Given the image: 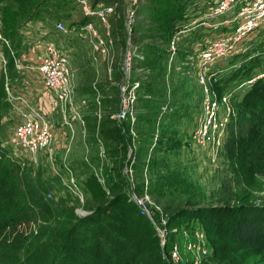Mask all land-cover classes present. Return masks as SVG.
Listing matches in <instances>:
<instances>
[{
	"label": "trees",
	"instance_id": "1",
	"mask_svg": "<svg viewBox=\"0 0 264 264\" xmlns=\"http://www.w3.org/2000/svg\"><path fill=\"white\" fill-rule=\"evenodd\" d=\"M50 1L0 0L4 34L14 36L21 22L39 18L42 12L48 13ZM154 1L162 8L156 11L150 8L153 6L149 0H142L138 13L147 22H154L155 35L151 28L139 22L135 36L143 53L137 66L157 72L156 80L145 82L150 94V97L145 96L146 118L154 127L144 129L133 138L124 132L122 124L111 118L112 112L104 108L106 113L100 133L106 158L94 154L93 163H90L93 165L81 163L84 170L80 173L86 174L84 180L79 178V172L73 175L75 182H79L89 214L74 215L73 211L82 202L73 191L70 178H64L65 169L42 178L32 173L30 162L22 165L10 153L3 139V118L10 104L0 83L3 91L2 94L0 90V264H168L163 258L161 239L154 222L127 196V192L129 195L133 191L139 196L149 195L148 206L153 216L158 221L163 217L170 230L181 227L184 222L189 224L193 219H200L207 227L213 226L218 238L220 230L227 228L232 247L264 250V205L246 202L250 198L249 189L256 186L254 177L264 176V77L246 90L238 101L239 110H234L231 116L226 141L217 151L216 161L224 167L220 179L223 191L234 194L239 202L206 204L209 199L207 187L193 170L190 171L194 166L192 158L181 157L188 147L195 154L192 133L187 141L177 138L175 128L182 114L178 110L164 109L165 105L176 104L171 102L172 94L168 93L164 78L167 50L164 43L180 30L178 22L184 18L192 0ZM71 3L72 0H65L64 6ZM87 20L84 17L80 23ZM152 37L162 43L143 47ZM13 38L17 40L18 37ZM260 66L259 61L245 64L239 72L223 79L219 92L234 80L240 83L250 78ZM103 102L108 107L109 103H115L107 98ZM126 167L132 173H125ZM94 168L104 173L105 182L101 186ZM53 191L56 194L48 198L47 193ZM107 193L112 195L110 200L106 198ZM224 198L221 195V199Z\"/></svg>",
	"mask_w": 264,
	"mask_h": 264
},
{
	"label": "rangeland",
	"instance_id": "2",
	"mask_svg": "<svg viewBox=\"0 0 264 264\" xmlns=\"http://www.w3.org/2000/svg\"><path fill=\"white\" fill-rule=\"evenodd\" d=\"M141 1L139 0L138 8H140ZM149 1L148 3L153 6L150 7L151 9L154 8L157 11L162 8L154 0ZM208 1L192 0L186 7L184 18L178 22L181 25L180 29H184V32L179 34V30L175 31L171 40L164 43L167 49L163 64L164 78L167 82L168 93L172 94L171 102L176 103L175 105L172 103L170 105L174 110H178L182 114V117L179 118L176 124L175 129L178 130L176 137L182 138L185 141L189 140L193 129L200 120L205 98L204 94L207 91V83L205 85V81H201L197 77V70L192 65V62L195 60L192 46L193 42L198 39V36H202L201 27L192 26L191 23L194 18L202 15ZM64 2L65 0H51L48 5V13L42 12L41 17H33L27 21L24 20L16 27L14 36L18 38L15 40L13 35L8 36L11 41L9 39L10 47L5 48L7 65L6 69L1 71L0 74L7 98L8 95L5 89L7 82L13 83L18 77L16 58L19 57V50L21 48L20 39L22 40L23 36L34 38L40 36L50 37L56 40L69 54L73 84V104L70 110L75 109L72 112L68 110L67 113L70 114L71 112L72 115L81 117V120H75L72 127H66L60 124L63 120L62 113L54 111L51 118L52 127L55 132L54 138L49 146L39 150L31 158H27L25 163L30 162L28 165H32V173L42 178L49 177L53 173L56 174L57 171L61 172V170L65 169L66 173L63 176L65 179L70 178L71 182V177L75 176V173L77 175L78 172L79 178L84 180L86 174H81L82 170H84L82 164L90 165V163H93L92 156L94 154H98L102 159L106 158L104 157L105 144L100 133L101 121L106 113L104 108H108L112 112L111 118L116 119L119 124H122L124 132L133 138H137L139 132H142L144 129L154 127L148 123L146 118L147 101L145 96L149 92L146 91L147 85L145 86V82L156 80L157 72L155 73L149 67L137 66L138 60H136L131 75L127 76L124 74L121 62L126 36L122 3L118 5L116 14L110 17L108 27L104 26L99 18H93L98 34L101 37L107 36V41L113 39V44H109L108 48L110 49L108 53L103 55L100 52L97 53L94 50V45L90 43L88 38H84L80 34V21L85 16L83 7L75 2H72L71 5L68 4L69 7L64 6ZM2 14L3 10L0 9V24L3 30L1 22ZM139 14L137 9L136 25L139 22H143L144 25L142 26L151 28V33L155 35L157 29L153 27L155 26L154 22H147L145 17ZM47 16L51 17L45 20L41 19ZM59 21H63L66 27H74V31L66 34L55 30V24ZM259 34L261 37L260 43L263 46L264 30ZM92 39L94 40L95 37ZM134 43L137 44L136 41ZM150 43H162V41L152 37V39L144 43L143 47L145 44L149 45ZM140 48L138 47L139 50ZM256 69V73L264 70V64L261 63V66ZM149 73H152V76H149ZM0 90L2 93V89ZM243 93L244 91L239 89L237 97L231 100L230 106L234 110H239L237 105ZM149 95L148 97H150ZM105 98L115 103H109L110 106L105 105V107V103L103 102ZM125 110L127 113L124 116L123 112ZM184 110H186V113H184ZM10 135L11 132L5 127L3 139L6 140L11 153L9 141L12 140V137ZM135 148L137 147L135 146ZM214 150L211 147L199 148L196 145L193 148L194 155L188 147L184 149L181 157L185 159L184 155H186L190 159L192 158L194 166L190 171L193 170L202 182V185L207 187L206 191L209 199L205 201L206 204L211 205L222 201L239 202V198L235 197L234 194L223 191L224 186L222 187L220 179L224 174V167L222 166L223 164L216 161V158H213ZM131 153L132 149H130L129 155ZM191 155H193L194 159ZM72 162L75 164L72 165ZM79 164H81V167H79ZM127 169L129 168H125V173L128 172ZM93 170L98 172L99 178L97 181L99 182V186H101L105 182L104 173L99 168H94ZM129 173H132L131 169ZM254 178L256 186L253 189H249L250 198L246 199V202L264 205V176L260 175ZM76 186L80 188L79 182L76 183ZM55 194L53 191V196ZM221 195L225 198L221 199ZM127 196L133 200L134 197L138 198V200H142L146 204L148 208L147 214L154 222L161 239L163 258L168 264H264V250L255 251L249 248L237 249L236 247H232L233 245L228 240L229 233L227 232V228H224L222 231L220 230L218 238L215 236V229L212 225L207 227L204 221L193 219L189 224L184 222L181 227L170 230L163 217L161 221H158L153 216L148 206L146 195L139 196L133 191L129 192V195L127 192ZM106 198L110 200L112 195L107 193ZM80 199L82 205H79L73 211L75 216L90 213V210L83 203L84 195L82 192ZM136 204L141 210L138 202Z\"/></svg>",
	"mask_w": 264,
	"mask_h": 264
},
{
	"label": "built area",
	"instance_id": "3",
	"mask_svg": "<svg viewBox=\"0 0 264 264\" xmlns=\"http://www.w3.org/2000/svg\"><path fill=\"white\" fill-rule=\"evenodd\" d=\"M72 2L83 7L84 17L88 18L85 23H80V34L88 38L97 53L103 55L108 53L113 39L107 41V36L102 38L98 34L93 18H99L108 27L110 17L116 14L118 5L123 4L126 42L121 65L124 74L130 76L136 60L143 58V53L134 43L139 0ZM191 25L201 27L202 32V36L193 42L195 60L192 65L197 70V77L205 81V85L207 83L200 120L192 132V143L199 148L207 146L215 149V159L217 151L226 141L228 124L234 114L231 100L237 97L239 89L245 93L258 79L264 77V70L256 71L250 78L240 83L234 80L229 87L219 92L223 79L239 72L245 64L258 61L264 64V45L260 43L259 34L264 30V0H209L202 15L194 18ZM73 28L66 27L63 21L56 23V29L66 34L74 31ZM179 31L180 34L184 29ZM9 39L0 24V72L6 69L5 48L10 47ZM16 72L18 77L5 86L6 99L10 105L3 123L11 132V154L23 165L27 158L49 146L54 138L51 121L54 111L62 113L60 124L66 127H72L73 121L81 120V117L71 114L75 108L70 110L73 104L70 56L56 40L45 36H23L19 57L16 58ZM164 109L172 111L173 107L167 105ZM126 113L125 110L123 115ZM71 184L73 191L81 197L73 176ZM52 195V192L47 193L48 198ZM146 196L149 202V195ZM134 200L140 205L141 213L148 215L146 204L138 198L134 197Z\"/></svg>",
	"mask_w": 264,
	"mask_h": 264
}]
</instances>
